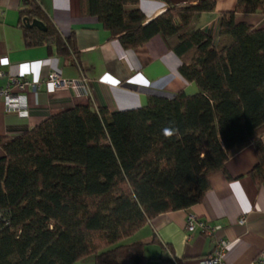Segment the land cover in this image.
<instances>
[{
	"label": "trees",
	"instance_id": "obj_1",
	"mask_svg": "<svg viewBox=\"0 0 264 264\" xmlns=\"http://www.w3.org/2000/svg\"><path fill=\"white\" fill-rule=\"evenodd\" d=\"M22 13L27 44L45 42L74 56L34 0ZM137 0H81L123 48L155 34L176 37L178 71L197 92L151 94L143 106L110 111L76 105L13 138L0 136V264H144L145 242L124 243L158 214L203 199L209 178L226 173L228 150L252 141L249 176L264 182V27L235 23V13L264 14V0H237L223 13L219 40L196 25L213 0L172 5L145 21ZM53 50V51H52ZM156 241L154 237L150 239Z\"/></svg>",
	"mask_w": 264,
	"mask_h": 264
},
{
	"label": "crops",
	"instance_id": "obj_2",
	"mask_svg": "<svg viewBox=\"0 0 264 264\" xmlns=\"http://www.w3.org/2000/svg\"><path fill=\"white\" fill-rule=\"evenodd\" d=\"M34 1L60 35L72 38L77 54L62 57L51 54L45 42L27 44L23 25L27 15L21 12L22 0H0V89L11 77L41 84L47 72L53 70L68 79L83 77L87 85L54 93L46 92L43 86L31 93L25 87L18 98L22 104L29 105L28 116L3 111L0 99V136L16 137L45 118L76 105L90 103L117 111L143 106L151 94L171 97L180 91L197 92V86L183 79L178 71L180 60L172 50L176 37L155 34L143 45L125 49L96 16L81 13V0ZM199 1L137 0L136 5L126 8H138L144 20L149 21L172 5ZM213 2V10L198 16L196 25L217 44L221 16L233 11L237 0ZM233 16L237 24L264 27V14L235 13ZM228 151L224 162L226 173L211 175L209 189L199 203L186 210L158 214L132 235L135 238L130 242H145L144 264H207L218 239L227 242L221 255L222 264H251L264 251V182L255 183L249 176L257 163L253 143L248 141ZM193 213L211 226L219 225V229L209 236L200 228L187 233L185 220ZM152 237L156 241L150 242ZM82 260L74 264H85Z\"/></svg>",
	"mask_w": 264,
	"mask_h": 264
},
{
	"label": "built area",
	"instance_id": "obj_3",
	"mask_svg": "<svg viewBox=\"0 0 264 264\" xmlns=\"http://www.w3.org/2000/svg\"><path fill=\"white\" fill-rule=\"evenodd\" d=\"M86 79L79 77L77 79H68L62 77L59 72L49 71L46 76L43 78L41 84L39 82L28 83L27 81L18 78L11 77L9 82L0 89V99H2L3 107L6 112H14L20 116L30 115V107L27 104H22L20 102L19 93L25 90V87H28L31 93H36L41 86L44 87V90L48 93H51L58 90L65 89H80L85 87ZM2 213H0V216ZM243 223V219L241 220ZM185 231L187 233L193 232L195 229L200 228L201 231L209 236L212 235L217 229L218 226H211L208 222L198 218L196 215L188 214L185 220ZM227 242L224 239L216 240L215 246L213 248V253L210 260H207V264H222L221 255L225 250ZM251 264H264V251H261L254 262Z\"/></svg>",
	"mask_w": 264,
	"mask_h": 264
},
{
	"label": "water",
	"instance_id": "obj_4",
	"mask_svg": "<svg viewBox=\"0 0 264 264\" xmlns=\"http://www.w3.org/2000/svg\"><path fill=\"white\" fill-rule=\"evenodd\" d=\"M23 20H24V24L23 25H25L27 27H36V28H38L39 30H42V31L46 30V27L43 24V22L38 20V19L29 20L27 17H25Z\"/></svg>",
	"mask_w": 264,
	"mask_h": 264
},
{
	"label": "rangeland",
	"instance_id": "obj_5",
	"mask_svg": "<svg viewBox=\"0 0 264 264\" xmlns=\"http://www.w3.org/2000/svg\"><path fill=\"white\" fill-rule=\"evenodd\" d=\"M135 238V236H130L129 238L123 240L124 243H130V241H133V239ZM92 257L89 256L87 258H85L84 260H82L83 263L85 264H92Z\"/></svg>",
	"mask_w": 264,
	"mask_h": 264
}]
</instances>
